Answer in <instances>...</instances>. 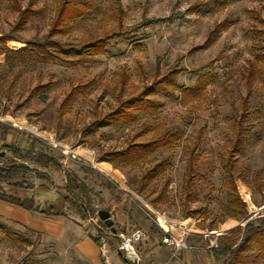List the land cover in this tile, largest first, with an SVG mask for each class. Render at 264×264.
<instances>
[{
	"label": "rangeland",
	"instance_id": "1",
	"mask_svg": "<svg viewBox=\"0 0 264 264\" xmlns=\"http://www.w3.org/2000/svg\"><path fill=\"white\" fill-rule=\"evenodd\" d=\"M60 1L0 0V39L19 40L8 42L9 51L0 55V124L4 126H0V167H15L8 179L0 177V191L27 195L42 209L60 198L66 214L51 220L53 233L0 218V264H88L75 243L81 235L96 237L103 222L95 224L91 217L99 211L110 213L119 232L143 230L146 239L140 250L155 240L163 243L156 216H163L174 231L191 225L193 234L187 243L193 249L171 255L167 264L185 253L196 259L203 251L212 264H234L232 255L220 257L211 249L238 245V228L264 217V60L257 58L264 54V0H96L82 19L54 40L84 46L118 32L120 26L158 22L110 41L103 55L87 52L55 60L19 56L27 42L48 38ZM20 7L22 11L31 7V12L17 30ZM219 25L217 39L207 45ZM169 71L182 87L195 88L198 78L209 72L212 82L198 102L183 103L177 99L180 93L169 88L168 94L175 97L162 93L149 97L161 105L158 111L89 135L90 126L116 110L121 100L137 95ZM85 87L67 102L74 89ZM249 94L247 140L235 157L238 170L245 174L244 180L236 179L238 195L246 203V216L238 221L227 215L230 195L221 156L235 138V121ZM167 132L180 133L172 150L159 148L136 163L100 162L108 153ZM46 138L59 146L54 148ZM192 151L196 176L188 193L185 183ZM38 153L61 167L39 163L33 158ZM164 160L165 166L156 172ZM260 172L261 179L256 177ZM248 183L260 184L263 191L254 192ZM76 206L86 209V216L79 215ZM117 246L112 233L108 248ZM255 252L253 248L242 254L249 256V264H264Z\"/></svg>",
	"mask_w": 264,
	"mask_h": 264
},
{
	"label": "trees",
	"instance_id": "2",
	"mask_svg": "<svg viewBox=\"0 0 264 264\" xmlns=\"http://www.w3.org/2000/svg\"><path fill=\"white\" fill-rule=\"evenodd\" d=\"M96 0H88L87 4H78L74 2V0H61L59 2L55 19L51 23L50 32L48 34V38L45 42H27L26 49L19 52V56L28 55L32 58H41L44 60H55L59 58H70L71 56H83L86 55L87 52H92L94 55H103L106 54L107 46L110 41L118 38L124 37L135 32H138L141 28L150 27L154 23L158 22L156 20H146L143 21L139 26L136 27H119L118 32H114L111 35H107L103 38L91 41L90 43L84 46H77V45H64L54 38L57 35L66 34L70 28L80 19L84 17L86 12L94 7ZM19 22L17 23V30L22 28L29 19V14L31 12V7L27 8L26 10L19 8ZM221 26L219 25L210 35L207 45H212L214 41L217 39V34L219 33ZM8 42H19V40L13 37H3L0 39V55L6 54L9 51ZM264 49V48H263ZM88 55V54H87ZM259 56V55H258ZM259 60H264V54L257 57ZM213 64V63H212ZM172 71H169L166 75L161 77L159 80L153 81L150 85L143 86L137 95L130 96L127 99L121 100L119 103V107L116 110L112 111L108 115L105 116L103 120H99L94 122L89 128V135H93L99 128L110 127V126H118L122 124H127L129 122H133L138 118V114L141 113H154L159 110L161 105L158 102H154L149 99L151 96H155L157 94H166L169 97H173L174 93L168 94V89L175 90L176 92L180 93V96L177 99H180L181 102L187 103L188 100H192L193 102H198L205 94L207 87L212 82V75L210 72L208 74H204L198 78L197 84L195 88H186L177 85L175 77L173 78ZM126 78L121 81L122 85L125 86L127 83L125 82ZM89 87V86H88ZM88 87L84 89H74L73 92L68 96L66 99L67 102L71 101L75 98L78 93H82ZM44 88V87H42ZM82 90V91H81ZM175 97V96H174ZM64 106V105H63ZM242 111L240 117L235 121L237 125L235 138L229 144L227 152L221 156V169L224 173V180L225 185L228 189L230 195L229 201V209H228V217L241 221L246 216V203L242 202L241 197L238 195L236 179H245V174L242 171H239L236 165V155L241 153L245 142H246V129L244 128V124L247 122L249 117V107H250V94L242 102ZM0 126H3L0 124ZM4 127V126H3ZM6 129L10 130V126L7 125ZM7 130V131H8ZM92 130V131H91ZM9 135L8 132L6 136ZM180 139V133H165L163 135L158 136L157 138L150 139L147 142L141 143H134L128 145L126 149L121 151H114L108 153L104 157L100 159V162L107 161L111 164L122 162V163H136L142 160L145 156L155 152L159 148H164L167 150H172ZM40 139L35 138V141H39ZM196 148H198V141L196 143ZM8 147V146H7ZM13 152L18 153L19 149H13L11 145L8 147ZM193 152H191V156L188 160V171L189 177L185 183V191L192 187V180L195 175V168H194V156ZM33 158H35L39 163H43L45 166L52 165L56 168H60L58 162L54 159H51L41 154H34ZM165 160L162 162L160 161L157 167L154 169L156 172H160L159 170L165 166ZM15 170L14 165H10V168L0 167V177L4 180L10 177L11 172ZM264 173V172H263ZM263 173H257L256 177L261 179ZM71 179V176H69ZM69 179V180H70ZM244 182V181H243ZM250 187H252L253 191H263L262 186L259 184L258 187L255 185H251L248 183ZM264 187V184H263ZM189 193V192H188ZM27 196V195H26ZM18 197L16 194L12 192L0 191V200L9 202L13 205L19 206L23 209L29 211H35L42 215L48 217H56L62 216L66 217L65 212L63 211L61 206V199H57L54 202H51L45 206V209L41 207H37L35 205V199L30 197ZM68 201V199H65ZM77 207V206H76ZM79 215L86 216L83 211L85 212L86 209L78 206L77 209ZM83 213V214H82ZM103 227L108 229L105 223L103 222ZM237 232L241 233V239L239 243H232L226 249H211L212 252L217 256H225L230 254L233 256V263H240L241 264H249L248 258L249 256H244L242 252H246L249 250L256 249V256L258 259L264 262V217L258 218L254 221H250L246 223L244 227H239ZM95 242L98 243V240L95 237H91ZM241 252V256L240 253ZM244 258V259H242Z\"/></svg>",
	"mask_w": 264,
	"mask_h": 264
},
{
	"label": "crops",
	"instance_id": "3",
	"mask_svg": "<svg viewBox=\"0 0 264 264\" xmlns=\"http://www.w3.org/2000/svg\"><path fill=\"white\" fill-rule=\"evenodd\" d=\"M0 218L13 221L33 231L53 233L52 231H54L53 228L55 225L51 220H58L64 217H48L0 200ZM91 237L88 234L81 235L75 243L77 252L85 262L88 264H129L122 258L117 249L109 248L107 257H104L99 244ZM141 251L143 260L152 262L151 264H167L172 255V249L157 240L147 245L146 248H141ZM203 252V254L197 255L196 259L191 258L188 253H185L183 256L180 255L181 257H177L174 264H212L207 257V253L205 251Z\"/></svg>",
	"mask_w": 264,
	"mask_h": 264
},
{
	"label": "built area",
	"instance_id": "4",
	"mask_svg": "<svg viewBox=\"0 0 264 264\" xmlns=\"http://www.w3.org/2000/svg\"><path fill=\"white\" fill-rule=\"evenodd\" d=\"M45 140L50 142V145L54 148L59 146L56 142L51 141L48 138ZM99 220L98 213L95 218L91 217V221L95 224L99 223ZM156 220L158 226L164 232L163 243L165 246L172 249L173 257L179 255L183 250L193 249V247L187 243L188 237L193 234V227L191 225H188L187 227L181 225L177 231H174L171 224L164 220L163 216H156ZM108 230L109 229L99 226L95 237L98 240L99 247L104 257H107L109 235L112 234L107 233ZM114 235L118 240L117 250L123 259L130 264H145L139 247L141 242L146 239V233L143 230L135 229L130 232L117 231Z\"/></svg>",
	"mask_w": 264,
	"mask_h": 264
},
{
	"label": "water",
	"instance_id": "5",
	"mask_svg": "<svg viewBox=\"0 0 264 264\" xmlns=\"http://www.w3.org/2000/svg\"><path fill=\"white\" fill-rule=\"evenodd\" d=\"M99 219L105 223L108 229L111 230L113 234L117 233V230L115 229L114 222L110 217V213L108 211H99L98 212ZM248 219L245 220L247 222Z\"/></svg>",
	"mask_w": 264,
	"mask_h": 264
}]
</instances>
